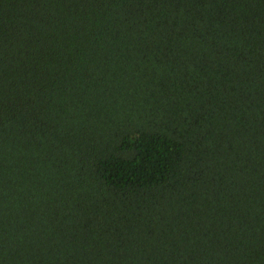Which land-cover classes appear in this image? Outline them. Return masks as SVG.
Here are the masks:
<instances>
[{"label": "trees", "instance_id": "1", "mask_svg": "<svg viewBox=\"0 0 264 264\" xmlns=\"http://www.w3.org/2000/svg\"><path fill=\"white\" fill-rule=\"evenodd\" d=\"M0 264H264V0H0Z\"/></svg>", "mask_w": 264, "mask_h": 264}]
</instances>
